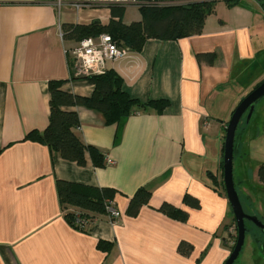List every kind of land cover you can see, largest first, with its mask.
Segmentation results:
<instances>
[{"label": "crops", "instance_id": "0c3cea01", "mask_svg": "<svg viewBox=\"0 0 264 264\" xmlns=\"http://www.w3.org/2000/svg\"><path fill=\"white\" fill-rule=\"evenodd\" d=\"M54 1L0 0V264H223L235 235L219 185V133L240 98L234 89L242 76L253 72L241 84L245 91L264 73L257 2L250 0V8L231 5L228 16L209 14L198 34L148 38L139 51L106 62L130 97L168 105L160 113L151 108L129 115L120 125L106 124L92 109L67 108L78 115L79 138L114 162L104 158L94 165L85 152V164L78 165L26 135L48 125L50 80L72 94L89 97L94 91L87 79L70 77L66 49L76 42L62 38V24H107L110 11L76 10V0H62L58 9ZM126 7L123 23L141 20L140 12L126 19ZM197 53L215 57L198 61ZM261 124L250 135L258 136ZM244 176L236 178L244 182ZM58 181L114 189L120 217L112 223L106 212L90 213L84 230L73 227L64 218ZM139 188L149 191L148 202L128 215ZM186 194L200 206H187ZM163 202L187 211V218L161 212ZM98 241L109 247L99 248ZM181 241L191 247L187 254L178 250Z\"/></svg>", "mask_w": 264, "mask_h": 264}, {"label": "trees", "instance_id": "16d2710c", "mask_svg": "<svg viewBox=\"0 0 264 264\" xmlns=\"http://www.w3.org/2000/svg\"><path fill=\"white\" fill-rule=\"evenodd\" d=\"M163 1H167V3L138 6L141 20L130 24H125L121 20L125 6L108 5L110 20L107 24H101L98 21H93L88 25L64 23L61 26L62 38L77 42L85 37H97L100 34L107 33L119 46L125 47L128 51L137 52L148 38L177 40L200 33L205 18L213 12L214 3L216 2V0ZM224 1L231 6L239 5L241 0ZM214 57V53L196 54L198 61L206 58L212 62ZM86 79L94 86V91L89 97L63 91L60 89V81L50 80L48 83L50 92L48 125L41 132L37 130L29 132L26 139L37 140L47 145L59 157L78 165L85 164V152H88L94 165H100L106 158L105 154L100 153L96 148L87 146L79 138L75 132V129L79 126L78 115L74 110L67 108L82 106L92 109L101 113L106 124L120 125L129 115L137 112H146L153 108L157 113H160L168 105V101L159 99L142 102L130 97L123 89L124 81L122 77L111 68L105 69L102 74L89 76ZM257 84L252 88L256 87ZM244 127L245 122L242 125L241 120L234 138L233 164L235 152L239 149L236 146V141L242 135ZM220 164L222 166V159ZM257 176L258 181L264 183V164L258 168ZM219 185L224 191L222 180L219 181ZM235 188L237 189L236 182ZM57 190L66 222L80 230L85 228H80L76 224L77 217L75 213H79L81 219L85 220L87 225L91 218L90 213H107L106 207L111 203L113 204L115 193L112 188L77 185L67 181H58ZM148 199L149 191L146 188H139L129 200L128 215L137 214L140 207L148 202ZM184 203L192 208L200 206L198 198L190 194L184 196ZM159 210L165 214L176 216L180 220L187 218V211L178 209L168 202H163L159 206ZM97 246L99 248L109 247L105 241H98ZM190 248V245L185 241H181L178 245V250L182 254H187Z\"/></svg>", "mask_w": 264, "mask_h": 264}, {"label": "rangeland", "instance_id": "374dc122", "mask_svg": "<svg viewBox=\"0 0 264 264\" xmlns=\"http://www.w3.org/2000/svg\"><path fill=\"white\" fill-rule=\"evenodd\" d=\"M255 4L257 9L261 12L259 15L256 14V16H258L257 19L259 20L257 25H260L261 33V36L258 38V43L259 45H261V43L264 45V16L262 15V13L264 14V4L263 2H257ZM231 7L232 6L228 5L224 0H216L213 7L214 11L211 14H218L221 17L228 16L231 13ZM241 7L245 8L244 6ZM138 10L139 9H137L136 6L128 5L125 11V18L128 19L130 16L135 17L139 12ZM252 75L253 72L248 74L246 73L242 76V81H244V77L246 78L243 85H247L249 83ZM241 84L242 83H240V85L234 90L240 91ZM262 113L264 114V96L256 103L252 119V124L255 128L259 126L260 122L262 123L260 125V129L262 130L256 137L250 135V133L246 134V136L250 135L247 147L239 148L234 155L233 177L240 193V201L244 211L247 214L255 215L262 222H264V183L259 182L257 176L258 168L264 164V116L262 117ZM243 121L244 120H242V122ZM204 125L205 123L203 122V126ZM250 130L252 131L254 129ZM219 135L223 140L224 131H221ZM240 162L245 164L246 169L244 166L239 169L238 164ZM241 173H245V182L236 178L240 176ZM246 226L249 227L250 230L246 233L242 250L233 264H264V259L260 255L261 251L255 244L258 242L257 237L260 238V236L263 237L264 235L252 223L246 222ZM253 237H256V242L253 240Z\"/></svg>", "mask_w": 264, "mask_h": 264}, {"label": "built area", "instance_id": "2783aa9c", "mask_svg": "<svg viewBox=\"0 0 264 264\" xmlns=\"http://www.w3.org/2000/svg\"><path fill=\"white\" fill-rule=\"evenodd\" d=\"M167 3L163 0H76L72 6L79 10L83 7L108 6L111 4L128 6L134 5H162ZM63 4L62 0H55L54 5L59 9ZM70 56V77L72 79H86L89 76L99 75L106 69V62L115 61L128 56L129 51L119 46L112 37L103 33L97 37H85L80 39L71 48L66 50ZM106 164H113L112 160L105 158ZM107 215L112 223L120 217V212L111 203L106 207ZM76 224L80 228L86 227L85 220L81 219L79 213H75ZM229 233L236 234L234 225L229 227ZM234 244V242H233Z\"/></svg>", "mask_w": 264, "mask_h": 264}, {"label": "water", "instance_id": "95a60500", "mask_svg": "<svg viewBox=\"0 0 264 264\" xmlns=\"http://www.w3.org/2000/svg\"><path fill=\"white\" fill-rule=\"evenodd\" d=\"M254 1L264 3V0ZM250 4H252L250 0H241L239 2V5L245 8H250ZM248 90H240V98H238L236 106L232 110L229 118L224 122V136L222 141V182L224 193L231 208L236 234L234 245L223 264H233L242 250L245 235L250 230L249 227L246 226V222L252 223L264 234V222L255 215L247 214L244 211L239 192L235 188L233 177V145L236 130L244 115L246 121L250 119L256 103L264 96V80L258 86L252 88L250 91Z\"/></svg>", "mask_w": 264, "mask_h": 264}, {"label": "flooded vegetation", "instance_id": "af4514ba", "mask_svg": "<svg viewBox=\"0 0 264 264\" xmlns=\"http://www.w3.org/2000/svg\"><path fill=\"white\" fill-rule=\"evenodd\" d=\"M262 3V2H261ZM261 59H262V63H263V68H264V55H262V56H260V60L259 61H261ZM264 80V73L261 75V77H260V79L256 82V84H257V86L262 82ZM255 84V85H256ZM256 106V105H255ZM254 109H255V107H254ZM253 113H254V111H253ZM253 113H252V115H253ZM252 115H251V117H252ZM245 116V115H244ZM243 116V118H242V120H244L243 122H242V125H244V122H245V127H244V129L242 130V135H240L239 137H238V139H237V141H236V146H237V148H240V147H245V146H247V142L249 141V136L247 135L246 136V134L247 133H249L250 132V129H252V127H254L253 126V120L251 121V117H250V119L248 120V121H246L245 120V117ZM258 123V122H257ZM257 123H255V124H257ZM253 139H256V138H253ZM240 167H242V166H244L245 167V169H246V166H245V164L243 163V162H240L239 164H238ZM245 180L246 179H244V182H245ZM233 225H234V223H233ZM264 235V234H263ZM253 240L256 242V237H253ZM257 241L258 242H256L255 244L258 246V248H260V250H261V252H260V255L263 257V259H264V236L262 237V236H260V238L259 237H257Z\"/></svg>", "mask_w": 264, "mask_h": 264}]
</instances>
